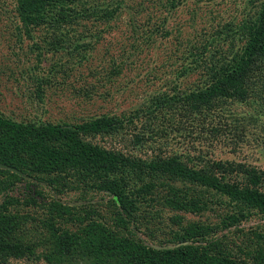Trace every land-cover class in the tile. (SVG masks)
<instances>
[{
	"label": "trees",
	"instance_id": "1",
	"mask_svg": "<svg viewBox=\"0 0 264 264\" xmlns=\"http://www.w3.org/2000/svg\"><path fill=\"white\" fill-rule=\"evenodd\" d=\"M183 2L167 0L165 9ZM253 3L255 12L240 22L172 43L167 62L180 63L176 77L129 114L56 122L0 113V166L6 167H0V264H264V228L236 229L241 243L225 233L253 216L264 219V169L216 159L199 142L202 135L218 137L220 127L207 124L219 103L259 98L264 107V0ZM15 6L12 47L26 46L21 64L35 61V67L15 76L5 66L0 73L24 77L39 100L45 88L64 89L71 81L79 96L93 100L129 60L136 63L173 33L168 18L141 21L133 14L130 37L116 42L121 50L110 56L113 48L103 41L111 29L98 26L121 17V0H16ZM238 31L244 45L235 52ZM216 39L229 41L222 58L211 45ZM105 93L113 95L110 88ZM251 115L229 128L237 131L235 151L250 141V122L264 120V112ZM72 194L74 205L63 201ZM218 208V223L188 220ZM165 213L179 230L156 248L141 234L155 242L149 226Z\"/></svg>",
	"mask_w": 264,
	"mask_h": 264
},
{
	"label": "rangeland",
	"instance_id": "2",
	"mask_svg": "<svg viewBox=\"0 0 264 264\" xmlns=\"http://www.w3.org/2000/svg\"><path fill=\"white\" fill-rule=\"evenodd\" d=\"M123 14L116 22L110 26L101 24L99 29H111V32L106 35L103 41L105 45L109 44L113 49L110 53L118 55L120 46L118 43L122 38L130 37L131 28L129 26L130 16L136 14L141 21L155 16L158 20L168 18L167 29L172 30V35L168 39H159L156 46L142 53L137 62L129 60L126 66V71L122 76L109 84L105 90L110 88L113 95L106 96L105 90H101L100 96L93 100H88L74 90V81H71V87L65 85L62 89L58 84L45 88V97L41 100L36 98L35 90L30 89V86L25 82L24 77L15 80L9 78L8 73H0V113L14 117L16 119L27 118L29 120L42 121H68L74 122L76 118L90 116L91 114H109L123 115L129 114L133 110L142 106V103L148 100L153 93L166 88V83L172 81L176 77V70L180 67V63L175 60H169L168 56L172 54V43L176 46L179 39L197 40L205 34H211L220 26L230 22H240L245 17L252 15L256 8L254 0H183L184 2L173 10L166 8L167 0H121ZM16 0H0V71H8L16 69L15 76H18L20 71L33 70L35 61H30L28 64H21L26 46H23V51L18 48H13V37H11L15 23ZM256 4L259 2L255 1ZM14 13V14H13ZM212 39V37H210ZM234 42V51L240 52L244 45L242 34L238 31L232 34ZM127 42V41H126ZM229 41L222 39L214 40L211 45L216 46L220 50L218 57L222 58V52L231 51L228 47ZM167 46V47H166ZM101 52L95 51L94 58L100 59ZM15 51V52H14ZM222 51V52H221ZM16 53L18 56H16ZM108 59V58H107ZM120 59V58H119ZM20 60V62L18 61ZM24 62V61H23ZM7 68H6V67ZM74 73V71H73ZM71 73V75H73ZM74 76V75H73ZM72 76V77H73ZM74 77L71 79L73 80ZM194 78L186 81L185 84H192ZM164 85V86H163ZM75 91V92H74ZM249 102H235L233 100L221 102L214 109L215 115L211 116L212 121L208 122L207 128L215 129L214 126L220 127L221 131L218 137L211 136L210 140H205L202 135L199 142L202 146L205 145L206 152H212L216 159L231 160V161H247L260 168L264 169V147L258 144L264 138V130H260L261 125H264V120L260 125L250 122L249 138L250 141L236 149L234 141L236 132L235 129H229L231 125H236V120H248L252 116L251 113L264 112L263 105L256 103L259 98H251ZM251 115V116H250ZM77 119V120H78ZM237 129V128H236ZM220 134H222L220 136ZM205 138V139H204ZM203 142L202 143V141ZM113 140V139H112ZM111 140V141H112ZM232 140L233 144H230ZM227 141V142H222ZM113 145L117 144L116 140L112 141ZM258 144V146L256 145ZM63 201L71 202L74 205V200L77 195L72 194L62 197ZM98 198L95 199L97 201ZM81 205L82 202H77ZM219 209V208H218ZM220 210V211H219ZM215 212H209L203 216L189 215V221H202L207 223H218L219 215L222 209ZM171 215L164 214L150 224L149 233H154L155 242L146 234L141 236L151 245L160 247L159 241L171 239L179 227L172 225L169 220ZM264 228V219L261 216H253L251 220L243 223L239 227L232 228L231 231H226L228 239L241 243L243 236L236 229L243 228L245 232L251 228ZM236 231V232H235ZM221 235V234H219ZM237 251V247L233 248ZM10 264H47L45 261H30V260H14Z\"/></svg>",
	"mask_w": 264,
	"mask_h": 264
},
{
	"label": "water",
	"instance_id": "3",
	"mask_svg": "<svg viewBox=\"0 0 264 264\" xmlns=\"http://www.w3.org/2000/svg\"><path fill=\"white\" fill-rule=\"evenodd\" d=\"M0 167L6 168V167H5V166H3V165H2V166H0ZM155 247H156V246H155ZM170 247H171V246H170ZM156 248H160V247H156Z\"/></svg>",
	"mask_w": 264,
	"mask_h": 264
}]
</instances>
